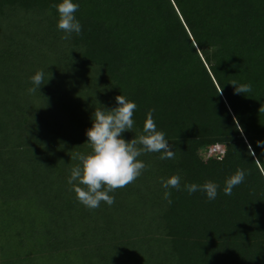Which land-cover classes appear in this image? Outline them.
I'll return each instance as SVG.
<instances>
[{
  "label": "trees",
  "instance_id": "16d2710c",
  "mask_svg": "<svg viewBox=\"0 0 264 264\" xmlns=\"http://www.w3.org/2000/svg\"><path fill=\"white\" fill-rule=\"evenodd\" d=\"M60 2L0 0V264H264V0H73L82 33L67 41ZM117 95L137 105L122 138L154 109L175 159L141 155V176L89 210L71 157L91 152L94 112ZM207 181L214 200L184 189Z\"/></svg>",
  "mask_w": 264,
  "mask_h": 264
},
{
  "label": "clouds",
  "instance_id": "9594fccd",
  "mask_svg": "<svg viewBox=\"0 0 264 264\" xmlns=\"http://www.w3.org/2000/svg\"><path fill=\"white\" fill-rule=\"evenodd\" d=\"M58 13L57 29L65 33L62 40H70L72 33L80 35L82 26L76 19L75 13L79 5L73 0H62L58 4L50 5L51 9ZM33 87L28 89L29 93H35L44 84V71H37L30 77ZM237 94H245L251 91L250 84H232ZM222 92V89L220 90ZM117 106L111 109H96L92 118V127L86 131L87 142L91 152L89 154L77 153L75 157L79 163L71 169L68 184L75 193L79 203L94 210L101 202L111 206L115 198L109 193L127 187L134 183L137 178L148 168L143 161L139 160L146 153H161L160 159H175V152L171 149L169 141L165 139V133L157 130L156 123L152 118L150 110L143 124L142 133L136 135L130 141L122 138V133L132 131L134 127V112L137 105L127 100L123 95L115 97ZM262 143V142H258ZM225 154L218 156L223 160ZM245 179V171L237 169L235 174L225 181L223 192L227 196L232 195L234 187L240 185ZM180 176L172 175L161 178V185L166 191L164 199L171 204V193L167 189L180 190ZM219 185L207 181L203 185L195 183L185 184L184 189L189 195L202 191L206 193L209 200L217 197Z\"/></svg>",
  "mask_w": 264,
  "mask_h": 264
},
{
  "label": "built area",
  "instance_id": "2783aa9c",
  "mask_svg": "<svg viewBox=\"0 0 264 264\" xmlns=\"http://www.w3.org/2000/svg\"><path fill=\"white\" fill-rule=\"evenodd\" d=\"M225 151H226V149H225L224 145L215 144V145L210 146L208 155L212 156L215 154H219V156H220L222 153L225 154Z\"/></svg>",
  "mask_w": 264,
  "mask_h": 264
}]
</instances>
